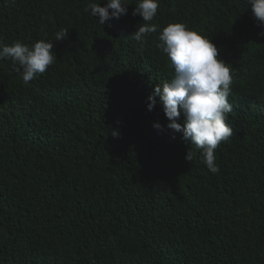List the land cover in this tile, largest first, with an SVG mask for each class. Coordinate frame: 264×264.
<instances>
[{
	"label": "trees",
	"instance_id": "16d2710c",
	"mask_svg": "<svg viewBox=\"0 0 264 264\" xmlns=\"http://www.w3.org/2000/svg\"><path fill=\"white\" fill-rule=\"evenodd\" d=\"M89 2L0 0L4 42L46 34L57 58L28 84L0 60V264H264V27L251 5L160 0L151 21L210 36L232 69L233 134L213 174L159 103L148 110L174 70L159 31L131 36L137 0L104 26Z\"/></svg>",
	"mask_w": 264,
	"mask_h": 264
},
{
	"label": "clouds",
	"instance_id": "9594fccd",
	"mask_svg": "<svg viewBox=\"0 0 264 264\" xmlns=\"http://www.w3.org/2000/svg\"><path fill=\"white\" fill-rule=\"evenodd\" d=\"M102 2L104 6H101ZM247 3L251 5L258 26L264 27V0H247ZM128 4V0H91L85 11H90V15L104 26L110 19H119L126 14ZM159 4L160 0H137L132 13L133 16L142 17L143 23L131 36L141 41L146 34L159 31L157 47L166 54L168 67L174 70L171 80L154 87L148 97V110L151 111L159 103L169 121L167 127L181 133L185 140H190L207 169L216 174L219 167L215 151L222 141L228 140L233 134L226 115L232 111L228 101L233 81L232 69L219 58L218 49L210 36H204L180 22L170 23L162 30L151 23ZM67 32V29L58 31L55 41L66 38ZM259 35L264 36V32ZM53 48L54 43L47 39L46 34L45 38L31 46L19 40L9 45L0 37V60L9 59L19 65L23 82L28 84L55 63L57 58ZM156 97H159L158 102ZM181 115L182 123L178 122ZM33 116L34 111L28 105L26 117L30 119ZM153 126L157 129L162 127L159 123ZM112 135L119 134L114 131ZM194 155L190 147L185 159L192 162Z\"/></svg>",
	"mask_w": 264,
	"mask_h": 264
}]
</instances>
